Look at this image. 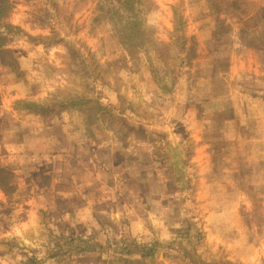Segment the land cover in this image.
<instances>
[{"label": "rangeland", "instance_id": "374dc122", "mask_svg": "<svg viewBox=\"0 0 264 264\" xmlns=\"http://www.w3.org/2000/svg\"><path fill=\"white\" fill-rule=\"evenodd\" d=\"M0 5V127L102 173L0 199V264H264V0Z\"/></svg>", "mask_w": 264, "mask_h": 264}, {"label": "crops", "instance_id": "0c3cea01", "mask_svg": "<svg viewBox=\"0 0 264 264\" xmlns=\"http://www.w3.org/2000/svg\"><path fill=\"white\" fill-rule=\"evenodd\" d=\"M33 118L36 119V122H38L37 120L39 118V114L37 113V115H35ZM36 125H39V124L36 123ZM9 128L10 127H6V128L0 127V134L3 136L8 135V138L3 140L2 142L6 152H8V156L7 158L6 157L3 158L4 155H1V158H3L1 160L2 163H6V160L9 159V161L12 162V164H15L16 168L18 167L22 168V171L27 167V164H29L27 170L30 169V166H31L30 164L34 165V162H36L37 166L41 168V165L43 163L42 161H44V158H46V155H47V158L49 159L51 156L52 158L50 159V162H52L51 168L52 169L54 168V164L56 162V155H53V153L51 152H56V150L60 148L56 146V143H53V139H52L54 138L53 135L51 134L49 135L48 133L47 134L42 133L40 134V137L36 139L34 137L33 140L26 141L25 139H20L19 141H14L11 137L15 135L16 128H14V130H11ZM43 142H46L47 146L50 147V153L48 149V152L46 155H45V150H41L42 146L40 143H43ZM30 147H33V148L30 149ZM70 159H74L77 162L76 165L74 166L72 165V168H70V171L68 168L67 170H65L68 172L67 181L70 183V186L72 188H70L68 191H65L63 188L57 187L55 193L51 195V198H52V202H54L55 199H56V202L66 201L67 204L69 202V206L72 207L71 206L72 201L70 200V195L74 194L77 197H86V190H85V195H82L83 192L80 190L81 189L80 187L83 186L84 183L86 185V183H89V181L91 180H95L96 182H99V183L100 181L102 182V179L98 178V174H102V173H100V171L99 172L93 171L92 165L91 166L84 165V164L81 165V163L77 161L73 155L70 157ZM106 168L109 169V167H106ZM20 170L21 169H18L15 171L16 177H17L16 179L17 181L15 182V184H17L18 188L21 187V185H24V187L26 186V180H25L26 177L23 174V172H21ZM111 170H113V172H116L118 174L117 166H113ZM55 179L57 178L51 179L50 183L52 184V181L56 182L57 180ZM58 179H61V178L59 177ZM78 191H80L81 193ZM0 199H3L7 204V195H5L1 190H0ZM87 210L89 212L88 214L86 213ZM91 210H93L92 205H88V209L85 210V215L86 216L90 215V218L93 215V212H91Z\"/></svg>", "mask_w": 264, "mask_h": 264}, {"label": "trees", "instance_id": "16d2710c", "mask_svg": "<svg viewBox=\"0 0 264 264\" xmlns=\"http://www.w3.org/2000/svg\"><path fill=\"white\" fill-rule=\"evenodd\" d=\"M3 5H0V11L2 9ZM3 10L0 12L2 13ZM28 109V106H26ZM25 107V108H26ZM1 155H4L3 158H7L8 152H6L3 144L0 146V190L7 195V203L9 205L15 204L18 201H20V193L18 191V186L14 182H12V179L16 178V170L21 169L20 171L23 172L25 175L26 183H31V185L37 187V191H40L42 193L49 192L50 195H53L57 189V187L63 188L64 186H59L58 182H51V177L48 176V174L45 176L44 172L41 171V168L39 166L30 164V169L27 170V167L22 171V168H16L15 164H12V162L9 161V159L6 160V163H2ZM15 166V167H14ZM68 176V175H67ZM67 176H63L66 180L68 179ZM22 177V176H21ZM48 177V178H46ZM46 178V179H45ZM44 179V182L41 181ZM55 181V180H54ZM66 183V182H65ZM56 202V199L53 203ZM154 244V243H153ZM154 246V245H153ZM153 246L152 248H148L149 251L147 254L152 256L153 255ZM61 251V248H60ZM126 253H130V250L127 248ZM141 256H145L146 253L144 251H141Z\"/></svg>", "mask_w": 264, "mask_h": 264}]
</instances>
